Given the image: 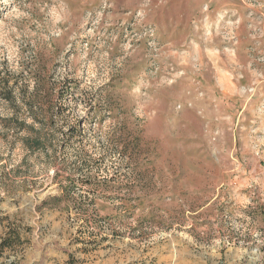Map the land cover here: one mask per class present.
<instances>
[{
    "label": "rangeland",
    "instance_id": "rangeland-1",
    "mask_svg": "<svg viewBox=\"0 0 264 264\" xmlns=\"http://www.w3.org/2000/svg\"><path fill=\"white\" fill-rule=\"evenodd\" d=\"M264 264V0H0V264Z\"/></svg>",
    "mask_w": 264,
    "mask_h": 264
},
{
    "label": "trees",
    "instance_id": "trees-1",
    "mask_svg": "<svg viewBox=\"0 0 264 264\" xmlns=\"http://www.w3.org/2000/svg\"><path fill=\"white\" fill-rule=\"evenodd\" d=\"M68 264H74L73 262H69Z\"/></svg>",
    "mask_w": 264,
    "mask_h": 264
}]
</instances>
